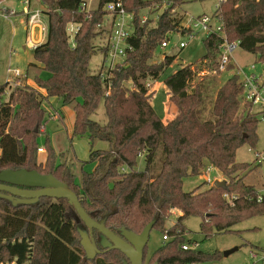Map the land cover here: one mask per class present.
Returning a JSON list of instances; mask_svg holds the SVG:
<instances>
[{"label":"trees","instance_id":"obj_1","mask_svg":"<svg viewBox=\"0 0 264 264\" xmlns=\"http://www.w3.org/2000/svg\"><path fill=\"white\" fill-rule=\"evenodd\" d=\"M36 1L45 7L48 34L33 49L39 66H28L49 75L34 77L37 88L14 86L6 99L9 81L0 84V170L26 168L53 174L76 193L93 219L107 217L105 225L114 232L125 227L139 233L154 220L152 229L166 230L172 238L152 257L158 264H194L218 258L219 253L181 247L186 219L199 217L200 229L208 236L212 229L232 231L234 225L264 214V192L244 182L259 164L235 158L243 144L255 147L259 121L258 113L250 110L253 102L243 99L245 86L238 74L216 90L212 116L203 119L199 115L206 79L203 72L220 74V37L203 39L205 53L163 79L168 101L177 108L176 115L164 122L149 101L145 80L157 81L174 61L176 56L169 54L159 62L150 59L167 33L178 30L183 17L176 10L185 0H170L155 22H141L138 12L159 0H123L125 9L134 14V33L129 38L133 50L106 77L93 72L89 63L92 55L105 50L95 45V39L108 32L99 27L107 0H99L89 16L79 11L83 0ZM214 13L223 20L227 40L238 41L242 50L264 64V0H222ZM70 22L81 25L74 47L66 34ZM232 68L228 64L226 70ZM51 96L62 105H72V135L86 136L89 159L97 161L95 171L81 174L79 180L69 165L55 163L56 151L48 136L45 157L38 158L36 137L42 133L45 114L42 103ZM100 104L106 118L103 122L91 117ZM98 142L106 148H95ZM139 158L143 159L141 169H137ZM207 168L224 176V187L183 190L185 178L202 176ZM173 210L180 214L165 228ZM81 225L85 228L66 199L40 197L34 203L12 205L0 197V262L119 264L106 256L118 253L125 258L119 250L110 249L87 260L79 243ZM96 241L103 250L99 239Z\"/></svg>","mask_w":264,"mask_h":264},{"label":"rangeland","instance_id":"obj_2","mask_svg":"<svg viewBox=\"0 0 264 264\" xmlns=\"http://www.w3.org/2000/svg\"><path fill=\"white\" fill-rule=\"evenodd\" d=\"M1 6L9 9V16L3 17L0 12V84L9 81V88L6 90L4 99L7 98L8 93L16 85H36L34 77L38 76L41 79L47 78L49 73L46 70H41L36 66H28L29 63L36 62L33 56V49L26 47V38L30 35V31L25 30V8L26 4L22 0H0ZM90 2V0H88ZM99 0H92L90 7L95 8ZM170 0H159L152 3L153 10H149L150 16H153L155 12H161L164 9L162 4L168 3ZM219 0H185L178 6L177 14H182V25H187L193 16L206 14L212 15L215 12L216 6ZM31 6L33 8H41L43 11L45 7L37 4L35 0H31ZM12 12H16L12 14ZM182 12V13H181ZM144 14V11L141 12ZM184 14V15H183ZM214 23V21H212ZM36 32V31H35ZM104 36L101 35L95 39V45L104 41ZM180 41L186 42L185 47H178ZM25 47V48H23ZM100 47V46H98ZM205 53V47L203 43V37L195 36L189 40L185 34L172 32L169 35L168 45L166 47H159L150 62H159L164 54H174L176 57L169 67L165 69L160 78L154 82L146 81L149 85L148 93L150 94L149 101L153 105L154 110L162 116L164 122H167L173 118L175 114H171V108L176 107L172 102L168 101L169 90L163 83V79L179 69L181 66L193 63L199 59ZM102 55L98 52L92 55L90 59V68L93 72H97L100 67ZM232 65L231 70L220 71V74H212L203 72L206 76L203 84V96L204 100L200 106L199 115L201 118H210L212 103L214 95L218 87L222 85L232 74H238L243 79V73H250L254 79V84L260 89L259 94L264 99V64L258 61L253 54L242 50L238 45L232 53ZM251 65L254 67L252 68ZM19 70V76L9 74V71ZM248 72V73H247ZM32 80L33 82H31ZM153 82V83H152ZM127 85H131V82H127ZM35 87V86H34ZM37 88V87H35ZM247 90L243 93V99L246 97ZM171 108H170V107ZM43 109L45 111L44 121L42 128L44 133L38 134L36 137L37 147L43 148L42 151H38V158L44 159L46 154V136L49 137V143L56 151L57 160L55 163H65L69 165L77 179L83 173H92L97 167V161L89 159L90 144L86 136H73V115L68 106H61V102L58 98L53 96L43 101ZM165 109V110H163ZM177 109V108H176ZM252 112L258 113L259 121L257 123L256 133L257 142L255 147H250L247 144H243L236 150V160L238 162H247L256 165L254 158V152L259 151L264 153V104L253 103L250 107ZM168 114H167V113ZM163 114L168 120L163 117ZM98 121H105L104 107L100 104L96 112L91 116ZM40 127V128H41ZM41 128V130H42ZM69 136H72V140L69 141ZM100 143V142H98ZM106 145V144H105ZM106 148V146H103ZM99 148V147H98ZM101 148V147H100ZM103 149V148H102ZM143 158V157H142ZM139 158L137 169L143 167V159ZM215 179H225L224 176L215 171L206 172L201 177H188L183 181V190L190 191L195 187L204 189L210 185H213ZM205 180V182H204ZM244 182L248 184H255L256 187L261 188L264 191V163L259 164L256 169L247 173L244 178ZM263 188V189H262ZM175 215H172L165 224V228H169L178 216L177 210H173ZM200 218L191 216L184 221L185 232L182 237L185 243L190 246V249L195 252H202L209 255L219 253V257L214 260H206L201 263L194 264H264V214L253 216L248 218L233 227L232 231L218 232L212 229L208 236L200 229ZM80 229H84L83 226H78ZM166 230H161L157 227L150 231L149 239L145 248V258L143 264H153L155 259L152 257L155 252L163 245V234ZM95 239H99V234L95 233ZM169 236L167 241H171ZM183 242V244H185ZM237 248L235 251L228 255H223V252ZM256 253L257 258L252 259L251 253ZM108 259H114L121 264L125 259L118 253H110L106 256Z\"/></svg>","mask_w":264,"mask_h":264},{"label":"built area","instance_id":"obj_3","mask_svg":"<svg viewBox=\"0 0 264 264\" xmlns=\"http://www.w3.org/2000/svg\"><path fill=\"white\" fill-rule=\"evenodd\" d=\"M22 1L26 4L24 15L27 31H32L38 36L37 39L28 38L26 40V47L34 49L36 48V46L42 44L47 38L48 17L42 8H33L31 6V0ZM221 1L222 0H219L216 8L219 6ZM162 5L165 8L167 6V3H164ZM92 10L93 8L90 7L88 0H83L79 5V11L86 14L87 16L91 14ZM102 10L105 11V16L109 17V29L107 36H104V41L102 43H97L98 46L105 47L104 51L99 52L102 55V59L97 73H99L102 77H106L105 73L113 69L116 65L122 64L125 61L128 52L133 50V45L129 42V38L134 33V14L125 9L123 0H107L102 6ZM149 10H153L151 5L143 7L139 10L138 17L140 18L141 22H146L149 20L151 22H155L162 12H155L153 16H150V13H148ZM142 11H144V14H141ZM0 12L3 17L9 16V9L6 7H2L1 1ZM15 13L16 12H12V14ZM212 21H214V23ZM102 23L99 26L101 28ZM80 26V23L74 22H70L66 26L67 38L72 47L75 46L74 38ZM182 29H185L184 32H182ZM176 32L185 34V36L189 40L193 39L195 36L203 37V39L208 38L210 35H216L220 37L221 44L219 46L220 54L218 60V70H226L227 65L232 64V53L238 45V41L232 42L227 40L226 34L224 32L223 20L217 14L213 13L210 16L206 14L193 16L187 25L184 26L181 23ZM171 33L172 32L167 33V35L164 37L159 46L160 48L166 47L168 45L169 35ZM185 45L186 42L184 41H180L178 43V47L180 48L185 47ZM251 67L253 68L254 66L252 65ZM9 74L19 76L20 71L16 69L14 71H9ZM241 81L243 82L245 89L247 90V99L251 100L255 104H264V99H262L259 94L260 89H258L254 84V79L252 78L250 73L246 74L244 72L243 79H241ZM148 85L149 83H146V86ZM42 150L43 148L38 147V151ZM254 156V160L257 164L264 163V153L255 151ZM210 171L211 168H207L206 172L208 174ZM162 239L163 241H167L169 239L168 234L164 233ZM181 247L183 249L190 248V246H188L187 244H183ZM251 257L252 259H255L257 258V254L252 252ZM262 259H264V256L262 257ZM0 264L22 263L18 262L16 259H12L9 261H2L0 262Z\"/></svg>","mask_w":264,"mask_h":264},{"label":"water","instance_id":"obj_4","mask_svg":"<svg viewBox=\"0 0 264 264\" xmlns=\"http://www.w3.org/2000/svg\"><path fill=\"white\" fill-rule=\"evenodd\" d=\"M36 130V129H35ZM213 185L224 187V180H214ZM0 197L9 200L12 205L28 204L38 201L40 197L66 199L76 211V219L81 220L85 228L79 229L80 245L87 260L95 258L104 250L117 249L124 256L123 264H143L144 251L152 230L154 220L147 223L139 233L125 227L114 232L105 225L107 217L96 221L82 207L76 193L68 185L51 173H40L35 169H2L0 170ZM99 234V245L93 232ZM237 248L223 252L228 255ZM153 264H158L155 261Z\"/></svg>","mask_w":264,"mask_h":264},{"label":"crops","instance_id":"obj_5","mask_svg":"<svg viewBox=\"0 0 264 264\" xmlns=\"http://www.w3.org/2000/svg\"><path fill=\"white\" fill-rule=\"evenodd\" d=\"M36 1V0H35ZM92 0H90V2H91ZM37 2V4L40 6V3L38 2V1H36ZM90 2H89V4H90ZM42 8V7H41ZM25 30L27 31V28H26V25H25ZM102 28L103 29H105V30H107L108 31V29H109V17L107 16H105V19H104V21H103V23H102ZM108 33V32H107ZM107 33H105L103 36H107ZM28 38H35V39H37L38 38V36H37V34L36 33H34V32H30V35L26 38V40L28 39ZM23 48H25V47H23ZM165 55V54H164ZM164 55L162 56V58L164 57ZM169 55H174V54H169ZM254 56V55H253ZM162 60V59H161ZM160 60V61H161ZM33 63H36V65H38L39 66V63H37V62H33ZM252 66V65H251ZM41 70H43V69H41L40 68V71ZM31 82H33L32 80H30ZM156 82V81H155ZM148 83V82H147ZM149 83H151V81L149 82ZM153 83V82H152ZM27 85L29 84L28 82L26 83ZM223 84V83H222ZM29 86H31V85H29ZM37 87L36 85H33L32 84V86L31 87ZM39 91L44 95L45 94V92L43 91V90H41V89H39ZM53 98H56L55 96H53ZM46 99H48V98H46ZM60 101V100H59ZM61 106H68V107H70V110H71V112H72V115H73V122H74V112H73V110H72V105H62L61 104ZM42 107H43V103H42ZM170 107V106H169ZM171 108V107H170ZM163 110H165V109H163ZM176 111H177V109H176V107H174V108H171V114H175L176 113ZM167 113V112H166ZM168 114V113H167ZM163 117L166 119V120H168L167 118H166V114H165V116H164V114H163ZM163 121H164V119H163ZM73 128V127H72ZM42 133L44 132V130H43V128H42ZM72 140V136H69V141H71ZM103 146H106L105 145V143H97L96 144V146H95V148H100L101 147V149L102 148H104ZM236 158V157H235ZM237 161V160H236ZM212 171H215L217 174H219L220 172L217 170V169H211V172ZM199 177H201V176H199ZM216 180H219V179H216ZM220 180H225V179H220ZM245 183H247V182H245ZM248 184V183H247ZM251 185H254L255 186V184H251ZM262 185H264V184H262ZM256 187V186H255ZM260 192H262V190H261V188H259V187H256ZM263 189V188H262ZM264 192V191H263ZM178 213L177 214H180V212L179 211H177ZM173 215H175V213H173Z\"/></svg>","mask_w":264,"mask_h":264},{"label":"flooded vegetation","instance_id":"obj_6","mask_svg":"<svg viewBox=\"0 0 264 264\" xmlns=\"http://www.w3.org/2000/svg\"><path fill=\"white\" fill-rule=\"evenodd\" d=\"M93 234H94V232H93ZM99 236V235H98ZM94 237H95V235H94Z\"/></svg>","mask_w":264,"mask_h":264}]
</instances>
